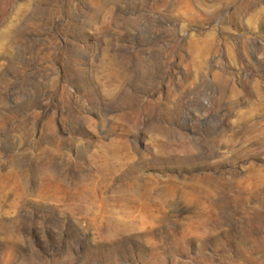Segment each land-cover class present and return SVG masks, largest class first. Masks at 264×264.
Masks as SVG:
<instances>
[{
  "label": "rangeland",
  "instance_id": "374dc122",
  "mask_svg": "<svg viewBox=\"0 0 264 264\" xmlns=\"http://www.w3.org/2000/svg\"><path fill=\"white\" fill-rule=\"evenodd\" d=\"M0 264H264V0H0Z\"/></svg>",
  "mask_w": 264,
  "mask_h": 264
}]
</instances>
